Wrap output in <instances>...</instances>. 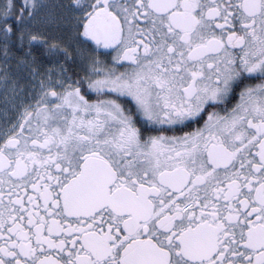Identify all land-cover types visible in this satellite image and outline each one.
Listing matches in <instances>:
<instances>
[{"label":"snow or ice","instance_id":"1","mask_svg":"<svg viewBox=\"0 0 264 264\" xmlns=\"http://www.w3.org/2000/svg\"><path fill=\"white\" fill-rule=\"evenodd\" d=\"M0 264H264V0H0Z\"/></svg>","mask_w":264,"mask_h":264}]
</instances>
